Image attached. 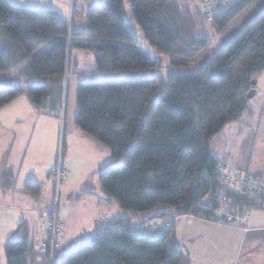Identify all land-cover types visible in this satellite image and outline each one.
<instances>
[{
	"label": "trees",
	"instance_id": "obj_1",
	"mask_svg": "<svg viewBox=\"0 0 264 264\" xmlns=\"http://www.w3.org/2000/svg\"><path fill=\"white\" fill-rule=\"evenodd\" d=\"M128 1L134 23L124 18V0H105L86 9L84 21L77 24L73 16L83 11L73 3L69 20L53 9L15 7L0 0V80L16 69L12 77L20 83L0 87V107L23 94L41 112L58 116L62 96L66 106L70 95L74 34L95 41L79 45L92 49L96 73L150 69L158 65L156 57L114 40L136 43L138 25L150 46L194 58L207 46L208 33H198L204 23L222 29L253 0H238L210 21L197 0L194 11L177 0ZM52 39L49 48L19 67ZM263 69L264 9L195 73L118 82L78 80L74 126L109 148L110 162L97 179L99 190L130 215L108 221L90 240L63 253L65 221L52 251L49 242L41 247L42 226L39 251L27 233L6 241V264H189L174 234L177 217L226 221L219 209L235 215L255 202L262 205L248 191L223 184L220 168L228 164L210 152L209 143L249 108L246 94ZM243 172L264 182V172ZM26 189L39 192L36 184L27 183ZM162 222L169 228L152 235L153 225Z\"/></svg>",
	"mask_w": 264,
	"mask_h": 264
},
{
	"label": "crops",
	"instance_id": "obj_2",
	"mask_svg": "<svg viewBox=\"0 0 264 264\" xmlns=\"http://www.w3.org/2000/svg\"><path fill=\"white\" fill-rule=\"evenodd\" d=\"M7 1L15 7L33 6L31 0H17L20 4ZM60 3L59 9L40 8L53 9L71 19V6L66 0H60ZM82 11L83 15L84 7ZM255 75V93L247 108L252 131L250 155L245 163L244 158L242 162H238L241 158L234 163L225 162L252 174L264 172V69ZM80 79L82 76L76 72L68 76L70 100L64 114L66 130L63 132L72 134L71 139L77 135L87 138L74 126L75 89ZM257 96L263 98L259 101ZM0 113L5 120L4 124L0 122V264H6L4 246L7 240L20 239L27 233L34 251H39L43 235L39 213L51 207L53 202L54 185L50 171L59 141V121L56 113L41 112L23 94L0 107ZM243 126L244 121L237 124L239 132L246 128ZM43 158L47 164L38 169ZM27 183L38 185L39 192L26 189ZM233 217L226 218V221H212L183 214L174 220L177 245L187 251L189 264H264V206L255 202Z\"/></svg>",
	"mask_w": 264,
	"mask_h": 264
},
{
	"label": "rangeland",
	"instance_id": "obj_3",
	"mask_svg": "<svg viewBox=\"0 0 264 264\" xmlns=\"http://www.w3.org/2000/svg\"><path fill=\"white\" fill-rule=\"evenodd\" d=\"M31 1L33 6L28 4L30 6H27L28 8L38 9L40 7H57L59 9L62 6L60 0H47L44 2H38L37 0ZM66 1L67 5L71 6V8L73 3L78 9H82L84 7L86 10L93 6L94 3L105 0ZM177 1H179L182 6H187L193 11L196 7V0ZM11 2L15 4L21 3L17 0H11ZM123 3V14L125 20L134 23L131 3L128 0H124ZM263 9L264 0H253L248 6L244 8V10L232 18L230 22H228V24L222 29L216 30L208 22L204 23L205 26L200 27L198 29V33H208L209 38L207 46L194 58H183L176 54H170L164 51L161 52L154 46H150L146 42L138 25L136 26V34L138 36V41L136 43L114 40L116 43L122 44V46H128L144 53H148L151 57H156L158 59V65L150 69H130L96 73L93 71L95 60L93 59L92 49L83 48L79 45V43L84 42L93 44L95 41L86 35L82 37L80 35L74 34L71 37L72 45L70 47V74L76 72L82 76L81 80L85 82L108 80L118 82L121 79L153 77L154 75L164 77L175 73H195L208 61H210L214 57V54L221 47L226 45L232 37L239 34L240 30L248 25L255 16L261 13ZM60 11H62V9ZM73 17L75 18V23L77 24L81 23L85 19L84 14L80 15L79 13L75 14ZM80 29L81 28H78V31ZM85 30H90V27L85 26ZM54 42L55 40L52 39L51 41L41 45L40 48L34 51L35 53L30 56L28 60L23 61L19 67L25 65L26 62L32 57L40 54L42 50L49 48ZM15 71L16 69L10 71L8 75H2L4 79L0 80V87L20 84L12 77V74ZM260 98L263 97H256L257 100ZM60 106V111L58 116H56L59 121V141L57 144L56 156L53 161V168L50 173L56 169L57 166H61L65 172L58 188L52 181V184L54 185V189L52 188L53 200L56 201L57 206H59V215L66 222L67 228L64 234L65 240L63 242V246L60 249L63 253L71 250V248L82 243L83 241L90 240L91 237H93L97 231L101 230L108 221L125 218L130 214L128 213V210L121 209L118 203L107 197L104 193H101L99 190V182L97 179L98 175L102 172L101 170H103L110 162L109 148H107L101 142L99 143L95 139L91 138L86 133L85 135H87V138L77 135L71 139L72 134L63 132V129L66 130V121L64 122V114L66 112L65 107L67 106H65V95L62 96ZM0 116V122L4 124L5 120L3 113ZM241 121H244L243 127H246L243 129V132H239L237 129V124ZM250 124L251 123H249L246 109L237 120H232L231 122L226 123L218 133L212 136L209 143L210 152H212V154L215 155V157L218 158L222 163L226 161L234 163L237 162L238 158H241L238 160V162H242L244 158L245 163V159L250 155L249 151L251 147L252 133V131H250ZM45 160H47V158H45ZM46 164L47 162L44 161L38 166V169H42ZM239 164L241 165L243 163ZM231 168L233 167L231 166ZM227 209H229V206Z\"/></svg>",
	"mask_w": 264,
	"mask_h": 264
},
{
	"label": "built area",
	"instance_id": "obj_4",
	"mask_svg": "<svg viewBox=\"0 0 264 264\" xmlns=\"http://www.w3.org/2000/svg\"><path fill=\"white\" fill-rule=\"evenodd\" d=\"M238 0H197L198 7L202 11L207 21H210L217 12L225 11L229 6L237 2ZM220 172L224 173L225 179L223 184L232 191L249 192L257 201H260L264 206V182L258 178H254L247 172L233 170L231 166H224L220 168ZM52 180L55 186L58 188L62 181V176L65 174L61 166H57L51 172ZM220 214L226 215L227 219L234 218L232 213L226 210L219 209ZM39 218H41L42 226L44 229V235L42 238L41 247L45 248L49 242L50 251L57 247L60 243L62 231L64 229V219L58 216V206L56 201H53L52 208L47 211H40ZM236 218V217H235ZM169 224L162 222L154 224L152 235L160 236V231L167 230Z\"/></svg>",
	"mask_w": 264,
	"mask_h": 264
},
{
	"label": "water",
	"instance_id": "obj_5",
	"mask_svg": "<svg viewBox=\"0 0 264 264\" xmlns=\"http://www.w3.org/2000/svg\"><path fill=\"white\" fill-rule=\"evenodd\" d=\"M255 82H256V80L255 79H253L252 81H251V86H252V88H251V90H249L248 92H247V94H246V97L247 98H252L253 97V95H254V93H255V88H254V84H255Z\"/></svg>",
	"mask_w": 264,
	"mask_h": 264
}]
</instances>
